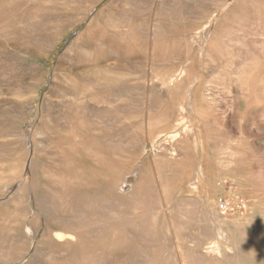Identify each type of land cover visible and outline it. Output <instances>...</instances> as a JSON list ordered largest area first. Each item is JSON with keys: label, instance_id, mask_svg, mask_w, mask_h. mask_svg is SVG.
<instances>
[{"label": "rangeland", "instance_id": "obj_1", "mask_svg": "<svg viewBox=\"0 0 264 264\" xmlns=\"http://www.w3.org/2000/svg\"><path fill=\"white\" fill-rule=\"evenodd\" d=\"M74 1L68 5L69 2L62 0H36V9L20 2L16 5L18 10H27L31 16L37 14L38 19L27 31L18 25L16 30L10 28L0 33V186L14 183L13 188L17 189L15 183L20 168L14 155L22 145L23 135L28 134L43 146L49 141L55 142L63 123L79 120L80 117L73 116L68 108L71 100L78 97L80 100L76 104L84 112L81 119L86 123L94 121L96 131H108L113 137L103 151L111 155L119 150L125 155L122 158L132 167L129 184L138 183L133 173L137 170L142 172L144 184H152L154 180L149 169L157 166L160 180L177 189L169 202L166 201L168 204L164 202L155 212L160 223L166 218L174 225L185 227L184 238L189 248H196L200 243H205L203 248L206 243L217 245L216 234L229 229L239 215L246 224L257 221V212L264 217V86L261 92L254 89L248 96L243 95L233 86L228 62H221L214 56L206 57L198 51V45L205 42L198 32L205 27L206 17L214 16L216 22L210 30L212 35L219 37L230 27L235 11L244 9L251 15V5L261 4L264 10V0H227L231 7L224 16L212 11L215 0H146V7L154 12L163 7L169 10L167 15L150 17L144 14L128 18L130 21L121 15L122 2H127L124 8L129 10L138 0H91L93 6L85 16L89 0ZM111 3L116 8L111 24L124 26L123 30L130 25L141 30L140 33H133L129 50L126 45H120V58L108 57L97 67L85 59L73 69L69 68L62 55L75 34L83 36L77 47L93 49L101 55L105 53L97 46V41L109 48L117 44L107 33L108 29L95 21L101 11L109 10L105 6ZM247 20L242 24L246 26L242 32L234 29L229 33L233 39L231 45L243 50L249 58V67L244 70L253 73L255 79L260 77L264 84V32L256 33L255 22ZM155 24H158L161 37L153 47L151 28ZM244 30L248 33H243ZM188 34L196 39L190 41L186 37ZM232 62L236 63L230 60ZM254 64L257 65L255 72ZM170 76L175 81L174 86L169 84ZM93 78L102 81L99 93L93 91L90 82ZM71 87L76 89L71 92ZM15 89H20L19 98L14 97ZM158 104L162 108L156 114L157 122L149 129L142 113L147 106ZM181 121H190L191 125L186 130L184 126L180 129L186 135L185 146L178 150L172 145L170 150L182 156L184 170L172 171L167 164H155L153 160L158 150L150 145V139H163L165 132ZM233 150L240 154L241 169L237 173L227 165L228 154ZM110 155L107 158L110 159ZM200 160L206 168V178L197 174ZM195 182L194 188L189 187ZM208 197L214 200L215 208L219 200L240 202L245 207L239 213L230 210L220 215L225 221L222 227L203 221L197 210L190 218L181 215L188 214L179 206L182 201L200 205ZM18 218L12 220L18 221ZM205 229L211 237L201 236ZM6 232L4 227L0 228V233L6 235ZM164 237L168 239L164 235L162 242ZM7 243L6 238L0 237V251L6 252ZM171 249L167 256L173 261L178 250L173 254ZM219 256L223 258V254Z\"/></svg>", "mask_w": 264, "mask_h": 264}, {"label": "bare ground", "instance_id": "obj_2", "mask_svg": "<svg viewBox=\"0 0 264 264\" xmlns=\"http://www.w3.org/2000/svg\"><path fill=\"white\" fill-rule=\"evenodd\" d=\"M62 1L69 2L68 5L75 2ZM20 2L30 5V9L37 7L36 0H0V33L10 28L16 30L18 25L27 31L32 22L38 19L37 14L31 16L27 14V10H18L16 5ZM89 2L90 5L84 9V16L93 6L91 0ZM122 3L121 15L126 21H130L128 18L144 14L161 17L169 11L159 7L154 12V9L145 6L146 0L134 2V8L129 10L124 8L128 5L127 2ZM112 5L113 3L106 5L109 10L101 11L95 21L108 29L107 33L117 44L109 48L97 41V46H101L103 54L105 53L101 55L93 49L83 50L82 47H77L83 36L82 33L75 34L74 40L68 44L62 55L69 68L73 69L74 65L84 62L85 59H89L97 67L108 57L120 58V45H126L129 50L133 33H140L141 30L130 25L125 27L126 30H123L124 26L112 25L111 20L116 16V8ZM251 6V15L244 9L235 11L229 22L230 27L221 32L223 34L219 37L212 35L210 30V26L216 22L214 16L206 17L205 27L198 32L201 39L205 40L203 45H198L199 53L206 57L214 56L221 62H228L233 86L247 96L253 93L254 89L261 92L264 84L260 77L255 79L253 73L244 70L249 67V58L243 50L233 48L235 45H231L233 39L229 37V33L234 29L242 32L241 29L246 27L242 24L248 21L247 18L255 22L253 25L256 33L264 32V10L261 4ZM230 7L231 4L227 0H215L212 11L216 10L220 16H224ZM243 33L248 31L244 30ZM151 36V44L156 47L161 37L158 24L152 26ZM186 37L192 42L196 39L192 34ZM230 60H235L236 63H230ZM253 67L255 72L257 65L254 64ZM251 78L253 80H250ZM90 82L93 91H102L100 78H93ZM169 84L174 86V79H171ZM75 89L71 87V92ZM14 94L15 98H19L20 89H15ZM78 100V97L71 100L68 108L73 112V116L80 117L79 120L63 123V129L59 131L60 135L56 137L55 142L49 141L43 146L28 134L22 137V145L14 155V161L18 162L20 168L15 183L17 189L13 188L14 183L0 186V228L7 230L6 235L0 233V237L6 238L8 242L6 252L0 251V264H264V217L258 212L257 221L251 224H246L241 219L242 215L238 214V218L235 216L237 219L229 229L216 234L217 245L206 243L205 248V243H200L196 248L187 246L184 226L174 225L166 218H162L163 222L160 223L155 210H160L162 204L171 199L177 189L160 180L157 166L149 169L154 180L152 184H144L141 181L142 172L138 170L133 171L139 180L138 183L129 184L128 177L132 174V167L122 158L125 155L119 150L111 155L103 151L106 145L111 144L113 137L108 131H96L94 121L86 123L81 119L84 112L78 108ZM98 100L102 102L101 98ZM161 108L162 105L158 104L147 106L143 111L142 118L149 129L157 122L155 117ZM183 126L184 130L191 128L190 121L179 122L165 132L163 139H150V145L158 150L153 160L156 165L167 164L172 171L184 170L182 156L175 155L170 150L172 145L178 150L180 147L184 148L186 135L180 132ZM151 134L152 132L150 138ZM142 152L148 160L144 148ZM239 155L237 150L228 154L227 165L233 167L235 173L241 169ZM197 174L202 178L207 176L202 160L197 164ZM195 185L196 182L190 183L189 187L194 188ZM148 188L150 192L147 191ZM213 201L210 197L200 205L182 201L179 206L188 211V214L181 215L190 218L197 210L203 221L222 227L225 221L220 218L217 203L215 208ZM228 204L230 210L236 213L245 207L236 201ZM17 216L18 221L12 220ZM200 234L211 237L208 229ZM164 235L168 239L166 241L164 237L162 242ZM169 248H172L173 254L178 250L173 261L167 256ZM220 254H223V258Z\"/></svg>", "mask_w": 264, "mask_h": 264}, {"label": "built area", "instance_id": "obj_3", "mask_svg": "<svg viewBox=\"0 0 264 264\" xmlns=\"http://www.w3.org/2000/svg\"><path fill=\"white\" fill-rule=\"evenodd\" d=\"M217 212L221 215L224 216L228 213H230V207L229 204L223 200H219L217 203Z\"/></svg>", "mask_w": 264, "mask_h": 264}]
</instances>
